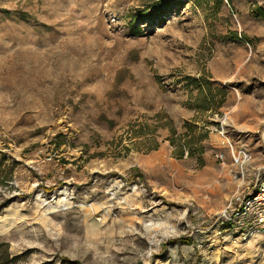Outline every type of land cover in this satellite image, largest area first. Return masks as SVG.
I'll return each instance as SVG.
<instances>
[{
  "label": "rangeland",
  "instance_id": "obj_1",
  "mask_svg": "<svg viewBox=\"0 0 264 264\" xmlns=\"http://www.w3.org/2000/svg\"><path fill=\"white\" fill-rule=\"evenodd\" d=\"M263 183L264 0H0L11 264H264Z\"/></svg>",
  "mask_w": 264,
  "mask_h": 264
},
{
  "label": "built area",
  "instance_id": "obj_2",
  "mask_svg": "<svg viewBox=\"0 0 264 264\" xmlns=\"http://www.w3.org/2000/svg\"><path fill=\"white\" fill-rule=\"evenodd\" d=\"M225 157L224 152H219L217 158L223 160ZM234 159L237 164L243 165L248 159L247 154L244 152L237 155L234 154ZM254 212V219L256 226L264 232V183L258 187V192L250 201L240 196L233 198L228 206L222 211L220 219L233 221L238 220L241 224L249 220ZM234 220V221H235Z\"/></svg>",
  "mask_w": 264,
  "mask_h": 264
},
{
  "label": "trees",
  "instance_id": "obj_3",
  "mask_svg": "<svg viewBox=\"0 0 264 264\" xmlns=\"http://www.w3.org/2000/svg\"><path fill=\"white\" fill-rule=\"evenodd\" d=\"M183 156V152L181 153ZM16 258L11 259V255L8 250V245L0 243V264H11Z\"/></svg>",
  "mask_w": 264,
  "mask_h": 264
}]
</instances>
